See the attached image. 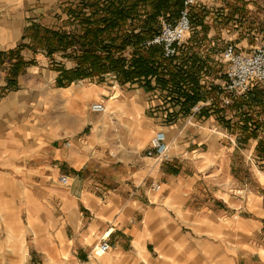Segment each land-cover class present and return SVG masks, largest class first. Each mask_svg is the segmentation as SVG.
Returning a JSON list of instances; mask_svg holds the SVG:
<instances>
[{"label": "crops", "instance_id": "1", "mask_svg": "<svg viewBox=\"0 0 264 264\" xmlns=\"http://www.w3.org/2000/svg\"><path fill=\"white\" fill-rule=\"evenodd\" d=\"M76 8L0 0V264H31L30 249L41 264H264V88L190 117L198 97L178 104L161 94L172 73L58 86L60 69L75 62L69 50L34 45L31 27L79 30ZM260 15L251 46L264 41ZM16 56L24 65L13 75ZM96 101L105 111L91 110ZM155 131L167 160L146 155ZM10 211L24 212V221L13 216L17 230Z\"/></svg>", "mask_w": 264, "mask_h": 264}, {"label": "trees", "instance_id": "2", "mask_svg": "<svg viewBox=\"0 0 264 264\" xmlns=\"http://www.w3.org/2000/svg\"><path fill=\"white\" fill-rule=\"evenodd\" d=\"M122 0H79L74 11V18L80 29L74 31L54 30L33 24L32 37L34 45L44 49L48 55L55 51H64L74 60L71 69L61 68L56 80L58 86L82 78L101 79L105 73H113L120 82H145L149 75L156 71L160 62L161 48L158 45H143L142 42L152 37L155 32L152 23L161 8L173 7L175 10L182 5V0H152V11L147 17L127 23V18L136 19L135 5L122 3ZM125 6V7H124ZM88 7L89 13L84 11ZM134 26L145 28L137 34L129 33ZM140 29V30H142ZM133 37V49L130 58L126 57V47ZM14 51H9V55ZM24 62L19 56L12 66V74L16 75L23 69Z\"/></svg>", "mask_w": 264, "mask_h": 264}, {"label": "built area", "instance_id": "3", "mask_svg": "<svg viewBox=\"0 0 264 264\" xmlns=\"http://www.w3.org/2000/svg\"><path fill=\"white\" fill-rule=\"evenodd\" d=\"M199 1L182 0V7L174 17L160 14L157 32L142 42L143 45H158L161 48V66L155 76L166 78L170 73L173 74V77L166 81L164 91L161 93L166 96L164 98H174L180 104L188 96L196 97L194 95L200 94L202 89L205 93L209 92L205 98L199 95L198 99L190 104V117L206 107L225 108L236 100L246 101L254 87L264 88V41L248 50L239 49L231 41L225 42L222 50L216 54L219 55L224 66V74L221 78L211 81L210 76L206 78L204 74L197 75L194 69L185 70L186 59L182 57L183 53H180V49L184 46L186 34L191 28V8ZM210 55L212 54L209 49H202L198 61L210 62L212 57ZM90 108L92 111L100 112L105 109V105L102 101H96ZM65 143L68 144L67 141ZM146 155L155 156L159 161L169 159V146L163 132L155 131L152 134ZM59 180L62 184L68 183L65 175L59 176ZM152 187L156 189L158 185L153 184ZM98 247L99 250L106 251L109 249V244L103 240Z\"/></svg>", "mask_w": 264, "mask_h": 264}, {"label": "rangeland", "instance_id": "4", "mask_svg": "<svg viewBox=\"0 0 264 264\" xmlns=\"http://www.w3.org/2000/svg\"><path fill=\"white\" fill-rule=\"evenodd\" d=\"M151 2L152 0H122L121 5L124 4L126 8L128 7V4L129 6L135 5L136 7H133V9H137L135 14L136 19L134 21L133 19L128 20V23L134 24L136 20L146 18L148 13L152 11L153 6ZM250 2H254L255 4L248 6ZM78 3L79 0H75V4L77 5ZM181 7L182 5L174 11L171 10L173 7L165 6V8H161L158 14L154 17L155 19L152 23L155 30L154 33L157 32L160 14L174 17L178 14ZM262 9H264V0H200L193 5L190 12L191 28L186 34L184 46L180 49V53H183L182 57H185L186 59L187 68L185 70L191 71L194 69L193 71L196 72L197 75L200 73L201 75L204 74L206 78L211 77V81L221 78L224 74V66L219 55L216 54L222 50L223 44L232 38L231 29L234 26H237L236 30H238L237 33H234V36L238 37V44H236L237 47L241 50H248L251 48V45H253L252 43L257 41L255 37L260 38V34L262 33V30L255 29L258 26V21H260V13L262 12ZM241 38L245 42L244 44L239 43L241 41L239 39ZM202 49H209L212 54L210 55L212 56L210 62L207 60L198 61ZM160 63L161 61L157 65L156 71L161 66ZM201 91L200 94H195L194 96L198 97L201 95L204 98L208 96V91L206 93L204 92V89ZM10 207L12 206L10 205ZM1 215L4 216L3 213ZM15 215L18 217L20 216L21 221H24L25 215L23 211L20 212V214L17 212L14 215L10 211L9 215H7L10 218L8 220L10 228L17 230L13 225V216ZM2 222L3 221L0 217V225ZM31 240V236L26 238L27 245L31 246ZM30 250L31 253H33L31 255L32 260L30 263L41 264L40 256L35 254L32 249Z\"/></svg>", "mask_w": 264, "mask_h": 264}, {"label": "bare ground", "instance_id": "5", "mask_svg": "<svg viewBox=\"0 0 264 264\" xmlns=\"http://www.w3.org/2000/svg\"><path fill=\"white\" fill-rule=\"evenodd\" d=\"M71 92H72V91H71ZM76 92H77V91H76ZM73 94H74V93H73ZM76 94H77V93H76ZM104 111H105V110H104ZM108 113H109V111H108ZM113 113H114V112H113ZM113 113H112V114H113ZM114 114H115V113H114ZM114 114H113V115H114ZM130 115H131V114H130ZM118 120H119V119H118ZM120 123H121V122H120Z\"/></svg>", "mask_w": 264, "mask_h": 264}]
</instances>
